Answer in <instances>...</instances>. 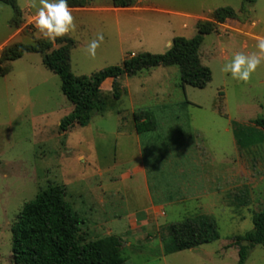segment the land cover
I'll return each mask as SVG.
<instances>
[{"label":"rangeland","instance_id":"374dc122","mask_svg":"<svg viewBox=\"0 0 264 264\" xmlns=\"http://www.w3.org/2000/svg\"><path fill=\"white\" fill-rule=\"evenodd\" d=\"M31 3L17 0L23 18L19 29L10 24L12 9L0 3V51L15 43L32 44L34 39L53 40L35 28ZM242 5L243 0H133L121 9L112 7L111 0H88L84 8L70 9L74 26L65 36L75 43L69 67L77 77L118 66L130 55L165 53L174 37H194L197 24L210 20L219 8H232L239 21H226L203 37L199 60L211 73L204 89L180 87L175 66L151 69L144 89L146 75L122 76L121 96L113 108L64 133L59 132L60 121L73 107L60 90L59 77L43 66L41 55L25 53L4 64L8 72L0 77V264H14L11 230L23 205L57 184L66 187V200L84 222L85 241L117 237L124 264H237L234 237L251 231L253 216L264 209V130L254 125L255 120H264V61L247 82L220 71L233 53L256 51L257 38L264 37V0L246 5L244 13ZM97 32L104 39L90 56L86 46ZM101 91L103 98L113 101L112 85ZM162 105L178 118L172 124L187 141L189 159L198 148H206L211 163L226 176L220 179L219 191L198 200L195 207L166 206L158 231L151 223L130 224L126 218L114 222L108 215L111 210L123 213L135 208L120 199L121 193L116 205L100 202L99 169L115 163L112 176L118 178L129 167L124 160L132 149L118 133L132 127L133 112L155 118ZM234 130L241 132V144ZM180 210L188 213L181 217ZM198 216L216 223L219 238L166 254L168 227ZM244 264H264V247H253Z\"/></svg>","mask_w":264,"mask_h":264},{"label":"trees","instance_id":"16d2710c","mask_svg":"<svg viewBox=\"0 0 264 264\" xmlns=\"http://www.w3.org/2000/svg\"><path fill=\"white\" fill-rule=\"evenodd\" d=\"M132 1L111 0V5L123 9L129 7ZM87 2L68 0V5L70 9L84 8ZM255 2L243 0L240 12L244 13L245 6ZM0 3L12 9L10 24L19 29L23 18L17 0H0ZM229 20L239 21L235 11L230 7L219 8L211 14L210 20L197 24L194 37H174L165 53L130 55L120 65L106 67L91 76L77 77L70 72L69 54L75 43L68 36L55 37L51 41L34 39L32 44L15 43L0 51V77L8 72L5 63L15 61L25 53L40 54L43 66L59 77L60 90L73 107L60 121L59 132L64 133L75 125H86L94 114L113 108L121 96L116 80L122 76L132 78L156 67L175 66L179 71L180 87L187 85L204 89L211 81V73L200 63L199 48L205 35L217 32L219 26ZM107 79L113 80L111 102L103 98L101 91ZM132 120L139 134L155 129V122L149 114L133 113ZM254 125L264 130V120L257 119ZM240 133L234 130L237 144H241ZM66 194L64 185H50L23 205L11 230L14 264H124L117 237L111 235L85 241L81 236L84 222L73 211ZM252 222L251 231L234 237V244L238 247L237 264H244L256 245L264 247V209L253 216ZM168 233L169 238L164 245L166 254L192 249L219 238L216 223L207 216L172 224Z\"/></svg>","mask_w":264,"mask_h":264},{"label":"crops","instance_id":"0c3cea01","mask_svg":"<svg viewBox=\"0 0 264 264\" xmlns=\"http://www.w3.org/2000/svg\"><path fill=\"white\" fill-rule=\"evenodd\" d=\"M139 75H146L142 81L143 85L141 84L144 89L151 78V70L137 76ZM116 81L118 83L119 78ZM112 83V79H107L101 88L111 86ZM166 107L161 106L162 113L158 117L154 118L149 113L155 122L153 131L139 134L133 124L129 130L118 133L127 140L128 147L132 149L131 155L130 152L127 155L125 153L124 161H129L130 168L124 165L126 169L119 172L118 178L120 177L121 182L112 176L117 166L115 163L111 167L99 169L102 190L100 202L106 201L109 205H116L115 199L119 198L121 193L120 199L126 200L127 205L135 208L134 211L123 213L111 210L108 215H112L114 222L126 218L130 224L136 221L151 223L158 231L160 230L158 222L166 216L164 212L166 206L184 209L192 203L195 207L198 200L209 198L219 191L220 179L226 176L225 173L221 176L219 167H214L211 163L212 154L206 148H198L189 159L187 141L172 124L178 118L168 113L170 110ZM204 158L210 162L204 161ZM229 175L228 168L226 177L228 182ZM109 183H119V186L114 187ZM186 213L187 210H180L178 215L184 217Z\"/></svg>","mask_w":264,"mask_h":264},{"label":"clouds","instance_id":"9594fccd","mask_svg":"<svg viewBox=\"0 0 264 264\" xmlns=\"http://www.w3.org/2000/svg\"><path fill=\"white\" fill-rule=\"evenodd\" d=\"M35 9L34 25L39 33L49 39L67 34L73 28V16L68 0H32ZM103 33L97 32L86 46L88 55L95 56L96 49L103 41ZM256 51L250 54L235 52L226 61L220 71L230 74L231 78L247 82L251 74L264 61V37H258L255 44Z\"/></svg>","mask_w":264,"mask_h":264}]
</instances>
